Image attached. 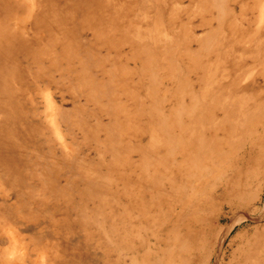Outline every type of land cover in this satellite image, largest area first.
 Instances as JSON below:
<instances>
[{"label":"bare ground","instance_id":"1","mask_svg":"<svg viewBox=\"0 0 264 264\" xmlns=\"http://www.w3.org/2000/svg\"><path fill=\"white\" fill-rule=\"evenodd\" d=\"M61 2L65 9L91 12L94 47L112 52L120 46V52L128 53L106 59L90 55L93 48L83 42L78 43V53H71L76 43L66 34L72 23L59 21L69 15ZM10 56L27 61L28 70L29 65L37 66L39 72L33 73L45 76L46 87L63 82L62 59L83 65L90 57L103 78L110 77L103 81L96 76L95 81L86 74L96 86L90 92L95 103L104 90L115 100L133 97L147 119L140 128L132 120L139 110H123L130 120L124 131L131 141L124 149L125 162L118 161L120 147L112 144L113 177L97 167L88 169L83 161L75 163L87 181L77 188L87 204L73 207L81 213L73 221L80 231L99 227L109 244L112 237L121 236L120 221L123 226L143 216L152 219L145 230L151 232L157 252L145 236L137 252L114 243L120 246L123 264H139V259L141 264H264V0H0V63L6 68ZM126 60L138 64L144 75L137 83L140 90L130 94L133 74L119 72L116 66ZM105 61L112 64L110 70L102 68ZM18 70L16 65L12 72L0 71V93L13 97L12 103L0 97L4 125L24 120L22 106L31 102L16 94ZM41 89L31 94L36 90L38 96ZM44 103L33 110L38 130L26 124V132L31 137L38 133L43 145L52 140L50 111L55 126L60 115L51 96ZM121 110L117 102L113 112L119 116ZM17 131L0 127L9 143ZM55 133V148L62 152L65 142ZM36 162L39 170L50 163L45 156ZM39 170L29 166L26 173L39 188L49 189L54 181H39ZM65 188L55 190L58 200L66 198ZM39 193L28 190L42 207L45 200ZM122 197L130 205L122 204ZM130 227L121 242H129L136 226ZM236 228L241 231L233 235ZM91 234L83 238L92 243ZM72 256L76 258V250ZM0 264L24 263L5 251Z\"/></svg>","mask_w":264,"mask_h":264},{"label":"rangeland","instance_id":"2","mask_svg":"<svg viewBox=\"0 0 264 264\" xmlns=\"http://www.w3.org/2000/svg\"><path fill=\"white\" fill-rule=\"evenodd\" d=\"M59 5L65 9V2H61ZM65 10L69 15L65 14L59 17V21L62 22L63 18V22L72 23L71 26H67L66 30L69 39L72 42L74 41V44L76 43L71 53H78V43L81 42L84 45L89 43L90 47L93 48V51L89 52L90 55L98 53L100 57L106 59L128 53L126 51L120 52L118 50L120 46L115 47L116 50L112 52H105L101 47H94L96 45L89 31L93 24L91 12L86 9L78 11L74 6ZM107 37L110 38H107L109 42H113V37ZM87 58L89 60L86 64L81 65L77 62L76 64L79 67L75 69L73 66L76 64L72 60L62 59L60 61V67L63 70L61 87L59 85L46 87L48 82L45 76L42 75L43 78H38L40 76L33 73V70L34 72L38 71L37 66L29 65L28 70L25 68L27 61L16 62L15 56H10L7 68L0 63V71L12 72L10 70L16 68V65L18 66V80L16 82L18 89L16 94L19 97L25 96L31 99V102L22 106V108H26L24 120H17L14 123L10 121L7 125H4L3 117L0 116V127L8 130L15 127L18 129L11 137L10 143L5 141L6 136L4 134L6 133L0 134V254L3 255L5 251H8L10 257L16 262L23 261L24 264H123V260L120 259L122 254L120 246L122 244L129 249L133 248L131 251L137 252L142 246V237L145 236L152 246H156L151 232L145 230L146 227L153 224L151 218L145 220L141 216L133 222L126 221V224L123 222V226L120 221L118 224L120 232L118 233L121 236L114 235L115 239L112 237V243L109 244L106 237H102L99 227L89 225L87 230L80 231L73 224V221L78 219L77 216H81V213L75 211L73 207L75 208L78 202L87 204L86 200H81L77 195V188L87 181L81 178L75 170V163L83 161L88 169L97 167L107 178L108 176L113 177L112 171L116 159L112 157L111 146L114 142L119 145L118 161L125 162L127 158L124 149L131 141L124 131L126 122L130 123V120L124 117L126 113H123V110L127 111L131 108V112L134 113L141 109L140 104H137L133 97L128 96L130 99L115 100L106 97L105 90L99 93L98 103H95L97 99H92L90 94L95 84L88 80L89 77L86 74L95 76V81L96 76L99 79L102 78L103 81H109L110 77L103 78L97 65L91 62L90 57ZM116 66L119 72L127 69V73L133 74V78L131 77L129 81L134 87L128 91L129 94L139 91L138 80L142 78L141 76L144 78L143 73L140 74L138 71L139 65L126 60L125 62H119ZM112 67V64L106 62L102 68L110 70ZM71 68L74 69L75 73L78 71L79 81L76 77H73L75 74L71 71ZM82 77H85L86 80H83ZM34 88L36 90L42 88L40 95H35L36 90L33 95L31 94ZM110 93H112V90L107 91L108 95ZM49 96L59 107L60 115L57 117L58 124L55 126L54 123H51L53 121L51 115L53 114L50 111L47 120L48 123L50 122L52 142L47 139V144L44 143L43 145V141L37 135L38 133L36 136L31 137L26 132L28 128L26 124L33 123L36 131L38 130L37 122L39 119L35 117L33 110L40 104L44 105V101L47 102ZM0 97H3L5 101L9 99L10 103L13 102V97L2 96L1 93ZM117 102L120 103L122 109L121 113H118L119 116H116L117 113L113 112V107ZM1 107L3 106L0 104V109ZM2 111L0 110V115ZM137 113L139 117H133L132 120L135 119L136 126L143 128L147 119L141 116V110ZM22 121H26V123ZM55 131V134L62 137L65 142V150L62 149V152L55 148L57 146L54 137ZM44 135L47 136L46 130ZM117 135L118 139H112ZM36 154L40 155L36 157ZM41 156H45V159H48L50 163L47 164V168L39 170L42 167H37V165L34 167V165L37 164L36 161H39ZM136 158H138L137 155L134 159ZM29 166H32L33 171L39 170L37 171L39 181L44 178H51L54 184L49 189L39 188L35 183L37 180L26 173ZM58 172L62 174V177L58 175ZM50 173H54L56 178ZM57 181H61L64 185L57 183ZM62 186L66 187V198L60 197L58 200V197L54 196L55 190L60 189ZM28 190L33 191L34 194H37L40 190L39 194L45 200L42 207L36 202V197L28 194ZM147 198L149 199L148 196ZM126 199L120 198L121 203L130 205L128 199ZM7 205H13L14 207L11 209ZM92 205L93 203H88L89 210L92 209ZM135 209L134 211H136ZM135 213L138 214V211ZM150 213L154 215L153 211ZM205 217H207V213H205ZM130 223L136 227L128 235L130 236L129 242L123 243L119 238L132 230ZM105 227L107 230L109 229L108 225ZM240 231L241 229L236 228L233 235H237ZM86 233H92L94 242H88L83 238ZM114 243L120 246H114ZM154 246L153 249L157 252ZM73 250H76V258L75 256L71 257ZM138 261L141 264L140 259Z\"/></svg>","mask_w":264,"mask_h":264}]
</instances>
